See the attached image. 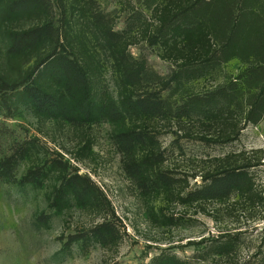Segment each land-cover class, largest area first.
<instances>
[{
  "label": "trees",
  "instance_id": "obj_1",
  "mask_svg": "<svg viewBox=\"0 0 264 264\" xmlns=\"http://www.w3.org/2000/svg\"><path fill=\"white\" fill-rule=\"evenodd\" d=\"M138 3L142 8L133 7ZM128 5L132 9L122 30L113 13L99 7L97 60L84 41L81 23L78 28L67 18L66 1L0 0L6 55L18 74L16 81L5 82L6 93H13L39 119L111 123L115 143L127 156L129 177L151 190L174 193L175 176L163 167L180 140L231 144L246 126L264 118V0H130ZM28 21L32 23L25 26ZM136 32L159 46L160 57L173 65L169 75L151 70L145 59L131 53L129 39ZM103 55L112 65L115 92L100 86ZM209 79L215 82L211 88L193 90L196 83ZM159 124L176 129L167 147L155 135ZM258 165L259 160L246 152L214 158L211 169L199 177L200 184L178 193V199L199 207L214 203L233 208L242 203L255 209L264 205V192L254 178ZM66 188L65 183L52 202L60 211L66 208ZM80 193L89 199V189ZM240 236L219 233L202 238L197 243L200 258L232 260L242 243ZM153 264L187 262L161 254ZM242 264H264V229L251 260Z\"/></svg>",
  "mask_w": 264,
  "mask_h": 264
},
{
  "label": "rangeland",
  "instance_id": "obj_2",
  "mask_svg": "<svg viewBox=\"0 0 264 264\" xmlns=\"http://www.w3.org/2000/svg\"><path fill=\"white\" fill-rule=\"evenodd\" d=\"M65 1L67 18L81 23L84 41L99 60L95 27L99 7L112 12L117 29L122 30L132 9L130 0ZM133 7L142 8L140 3ZM58 8L53 10L56 18ZM145 16L148 19L151 13ZM129 41L131 53L145 59L151 70L162 76L171 73L173 65L160 57L159 46L150 45L137 32ZM102 58L101 89L115 92L112 65ZM14 69L0 24V79L4 80L0 81V264H153L161 254L174 255L187 264L251 260L264 229V205L255 209L242 203L233 208L214 203L199 207L184 204L177 194L200 184L199 177L211 169L214 158L242 152L259 160L254 178L264 192V118L258 125L246 126L231 144L180 140V147L173 148L163 167L176 180L174 193L167 194L129 177L128 159L115 143L111 123L39 119L13 93H6L5 82L18 78ZM214 84L212 79L201 81L193 90L202 92ZM161 125L155 135L167 147L176 138V129ZM65 183L66 208L60 211L52 202ZM84 188L89 189L88 200L81 197ZM100 226L105 227L99 231ZM219 233H240L238 251L232 260L212 256L203 261L197 243Z\"/></svg>",
  "mask_w": 264,
  "mask_h": 264
}]
</instances>
